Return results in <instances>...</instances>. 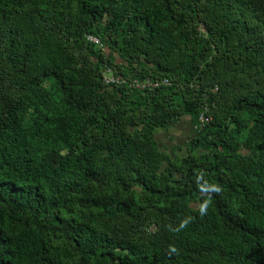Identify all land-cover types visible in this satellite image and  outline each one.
<instances>
[{"label": "trees", "instance_id": "obj_1", "mask_svg": "<svg viewBox=\"0 0 264 264\" xmlns=\"http://www.w3.org/2000/svg\"><path fill=\"white\" fill-rule=\"evenodd\" d=\"M0 264H264V0H0Z\"/></svg>", "mask_w": 264, "mask_h": 264}, {"label": "crops", "instance_id": "obj_2", "mask_svg": "<svg viewBox=\"0 0 264 264\" xmlns=\"http://www.w3.org/2000/svg\"><path fill=\"white\" fill-rule=\"evenodd\" d=\"M196 136L194 124L189 116L172 123L167 129L157 130L155 139L158 147L174 158L185 156L188 143Z\"/></svg>", "mask_w": 264, "mask_h": 264}, {"label": "built area", "instance_id": "obj_3", "mask_svg": "<svg viewBox=\"0 0 264 264\" xmlns=\"http://www.w3.org/2000/svg\"><path fill=\"white\" fill-rule=\"evenodd\" d=\"M88 39L90 41H93L97 43L98 45L102 46V43L99 38L93 35H88ZM103 80L105 84L111 85V84H128L130 87L137 88V89H148V88H157L160 86H169L171 85V80L167 77L152 80L151 78H134L131 80H126L122 76L115 75L112 70L108 69L103 74ZM199 124L195 126L197 129H201L206 123L210 121V117L206 116L205 114H202L199 119Z\"/></svg>", "mask_w": 264, "mask_h": 264}, {"label": "clouds", "instance_id": "obj_4", "mask_svg": "<svg viewBox=\"0 0 264 264\" xmlns=\"http://www.w3.org/2000/svg\"><path fill=\"white\" fill-rule=\"evenodd\" d=\"M172 251H175V249L173 248Z\"/></svg>", "mask_w": 264, "mask_h": 264}]
</instances>
